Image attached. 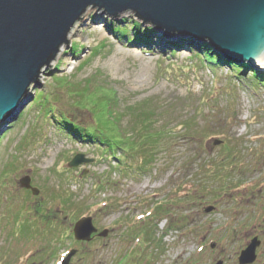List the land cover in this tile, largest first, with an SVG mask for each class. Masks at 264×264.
I'll return each instance as SVG.
<instances>
[{"label":"rangeland","instance_id":"obj_1","mask_svg":"<svg viewBox=\"0 0 264 264\" xmlns=\"http://www.w3.org/2000/svg\"><path fill=\"white\" fill-rule=\"evenodd\" d=\"M135 26L150 46L128 41ZM71 32L0 125V264H55L81 217L108 235L71 246L69 264H238L264 228V89L249 69L204 62L203 44L167 39L132 13L89 8ZM63 121L138 151L113 160ZM78 154L93 163L68 168ZM25 177L37 196L20 188Z\"/></svg>","mask_w":264,"mask_h":264},{"label":"water","instance_id":"obj_2","mask_svg":"<svg viewBox=\"0 0 264 264\" xmlns=\"http://www.w3.org/2000/svg\"><path fill=\"white\" fill-rule=\"evenodd\" d=\"M89 8L112 19L132 13L158 35L208 45L227 62L264 74V0H0V125L16 116L29 88L39 84L42 70L68 44L71 29ZM92 163L77 155L68 168ZM19 186L38 195L27 177ZM96 232L90 218L73 227L78 242H90ZM107 235L103 231L98 237ZM260 244L253 238L238 264H253Z\"/></svg>","mask_w":264,"mask_h":264},{"label":"trees","instance_id":"obj_3","mask_svg":"<svg viewBox=\"0 0 264 264\" xmlns=\"http://www.w3.org/2000/svg\"><path fill=\"white\" fill-rule=\"evenodd\" d=\"M135 32H137L131 39H129L128 41L130 42V43H134V44H136L137 42H140V41H142V40H144L145 41V44L144 45H149V43H150V41H149V35L150 34H148V33H146L145 31L143 32V35L144 36H142L141 37V34H139V33H141L140 31L141 30H139V28L140 27H137V26H135ZM139 30V31H138ZM115 34H118L120 37H122V38H126V36H127V32H125L124 30L122 31V30H117L116 32H115ZM142 39V40H141ZM132 43V44H133ZM150 46V45H149ZM201 47V46H200ZM200 50L202 51V58L204 59L203 61L204 62H216L215 64L217 65V66H219V67H227V69L228 70H230V71H232V72H235V73H239V69H241V68H239V67H237V66H235L234 64H231V63H229V62H227L226 60H224V59H222V58H218L215 54H213L212 53V51L210 52V50H209V48H208V46L207 45H203L201 48H200ZM246 69H248V67H246V66H244L243 67V70H246ZM250 72V79H252V81L256 84V85H258V86H260V87H262L263 89H264V74H261V73H256V72H254V71H251V70H249ZM70 121H63V123H64V125L66 124V129H67V131H68V133H71V134H73L74 136H77L76 138L78 139V137H80V139H84V138H86V139H88V140H91L92 141V143H98L99 145L101 144L103 147H106L108 150H109V153H112V159L113 160H115V155H116V151L118 150V151H120L123 155H125V154H127V153H129L131 150H136V152L138 151V148L136 147V149H135V147H133V145H132V143L130 142L128 145H132L131 147H129V149L128 150H126L127 148H125V149H123L122 148V145H123V142L117 137V136H115V135H113V134H111V136H110V134L106 131V135H108V136H102V138L99 140H96L95 138H96V136L95 135H91L90 134V132L89 131H85V130H83V129H81V128H79V127H76L75 125H73V124H68ZM76 127V128H75ZM145 129H147V126L145 125L144 127H142L141 129H137V131H138V133H139V131L140 130H144L145 131ZM104 130V129H103ZM104 135V134H103ZM73 136V137H74ZM124 145L126 146V144L124 143ZM121 157V156H120ZM120 161V160H119ZM143 166V165H142ZM217 172H219L218 170H217ZM205 174H208V175H212V177L213 176H216L217 175V173H212V174H209V172H206ZM222 174V173H221ZM105 203V202H104ZM111 205H109L108 203L105 205L104 204V206L103 207H105L106 209L107 208H109ZM159 209H161V208H159ZM157 213L156 214H159V210H157L156 211ZM142 231V233H140L139 232V235H141V234H143V235H146V233H145V231H143V229L141 230ZM147 231V234L149 233V231H150V228H149V230H146ZM70 237V236H69ZM63 238H65V236L63 237ZM69 240H71V239H69Z\"/></svg>","mask_w":264,"mask_h":264},{"label":"flooded vegetation","instance_id":"obj_4","mask_svg":"<svg viewBox=\"0 0 264 264\" xmlns=\"http://www.w3.org/2000/svg\"><path fill=\"white\" fill-rule=\"evenodd\" d=\"M215 209H213V211H214ZM212 211V212H213ZM71 229H69V231H70ZM257 232V231H256ZM252 235V239L253 238H255V237H257L259 240H260V242H261V246L259 247V249L260 248H263V250H264V228L261 230V231H258L257 233H255V231L251 234ZM97 240H99V239H97L96 238V235L93 237V239H92V242L91 243H89V244H85V243H74L73 244V246H84V247H86V246H88V245H90V244H93L94 242H96ZM71 246H72V243H70V247L69 248H71ZM214 247H215V244H213V245H211L210 246V248L211 249H214ZM68 248V249H69ZM257 255V254H256ZM258 256V255H257Z\"/></svg>","mask_w":264,"mask_h":264},{"label":"bare ground","instance_id":"obj_5","mask_svg":"<svg viewBox=\"0 0 264 264\" xmlns=\"http://www.w3.org/2000/svg\"><path fill=\"white\" fill-rule=\"evenodd\" d=\"M72 34H73V33L71 32V33L68 35V38L72 37ZM155 38H157V37H155ZM157 40L160 41V38H157ZM195 44H196V43H195ZM197 45H198V44H197ZM246 67H248V66H246Z\"/></svg>","mask_w":264,"mask_h":264}]
</instances>
